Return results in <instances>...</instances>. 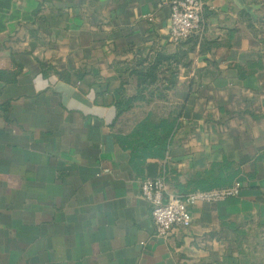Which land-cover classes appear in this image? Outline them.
Segmentation results:
<instances>
[{"label":"crops","instance_id":"1","mask_svg":"<svg viewBox=\"0 0 264 264\" xmlns=\"http://www.w3.org/2000/svg\"><path fill=\"white\" fill-rule=\"evenodd\" d=\"M167 1L0 0V264H264V0H205L178 44ZM171 111L164 153L124 145ZM156 176L242 186L160 236L141 195Z\"/></svg>","mask_w":264,"mask_h":264},{"label":"built area","instance_id":"2","mask_svg":"<svg viewBox=\"0 0 264 264\" xmlns=\"http://www.w3.org/2000/svg\"><path fill=\"white\" fill-rule=\"evenodd\" d=\"M166 1L159 3V6ZM170 8L169 38L181 43L203 29L205 0H168ZM242 182L198 189L187 193H173L167 188L164 176L146 177L141 181V195L152 207L155 230L160 236L169 235L175 228L189 222L190 208L202 202H217L240 193Z\"/></svg>","mask_w":264,"mask_h":264},{"label":"trees","instance_id":"3","mask_svg":"<svg viewBox=\"0 0 264 264\" xmlns=\"http://www.w3.org/2000/svg\"><path fill=\"white\" fill-rule=\"evenodd\" d=\"M190 37L186 40H189ZM184 40V41H186ZM182 41V42H184ZM181 42V43H182ZM192 50L193 47H190ZM161 58L157 57L155 60L151 61V65L146 69V71H140L137 73L139 78V83L145 81L154 82L157 79L156 70L158 69ZM170 65V64H169ZM174 73H171L170 82L174 80ZM174 82V81H173ZM147 87H141L139 93L145 92ZM170 86L167 87L169 90ZM146 92L153 94L154 90H147ZM134 98L123 99L119 98L117 105L119 107V112L127 110L130 108L134 101ZM177 114V115H176ZM178 113L171 111L170 115L167 117H161L159 121H155L152 114L149 113L142 121H140L133 131L130 133L128 138H125V146L131 148L134 155L146 157L149 154H162L166 151L170 139L175 131L177 123Z\"/></svg>","mask_w":264,"mask_h":264},{"label":"rangeland","instance_id":"4","mask_svg":"<svg viewBox=\"0 0 264 264\" xmlns=\"http://www.w3.org/2000/svg\"><path fill=\"white\" fill-rule=\"evenodd\" d=\"M156 80H157V79H156ZM156 80H155V81H156Z\"/></svg>","mask_w":264,"mask_h":264}]
</instances>
